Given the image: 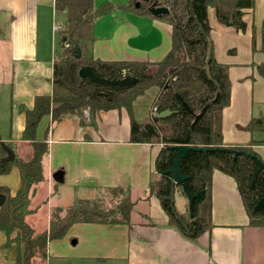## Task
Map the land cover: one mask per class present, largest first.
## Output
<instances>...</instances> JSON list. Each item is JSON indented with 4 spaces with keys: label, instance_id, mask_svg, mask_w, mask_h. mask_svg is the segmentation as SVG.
<instances>
[{
    "label": "crops",
    "instance_id": "1",
    "mask_svg": "<svg viewBox=\"0 0 264 264\" xmlns=\"http://www.w3.org/2000/svg\"><path fill=\"white\" fill-rule=\"evenodd\" d=\"M120 11L119 18L100 25L104 30L108 27L105 34L99 32L97 22L93 24L86 57L103 61L161 60L171 47L170 25L154 16ZM57 13L65 15L56 12L54 0H0V52L4 50L10 61L9 67L0 72L12 73V97L6 105L10 135L0 137V142L2 147L11 145L8 147L14 158H30L31 146L21 139L25 112L32 107L35 95L52 91L56 33L64 24H56ZM207 17L213 55L218 62L228 65L230 102L223 108L221 120L224 147H250L264 162V130L239 127L245 126L252 116H264L254 114L255 102L264 101V78L258 69L264 64V25H260L264 22V0H254L252 8L244 9V31L218 22L213 7H208ZM157 92V87H150L134 100L133 114L138 121L150 120L157 113L149 106ZM20 104L22 109L18 111L15 107ZM1 111L3 114V108ZM36 134L47 135L48 150L42 158L44 180L30 194L35 210L26 220L34 229L37 230L38 223L29 218L36 214L37 206L42 208V202L46 217L41 230L48 227L52 208L66 207L59 204L58 184L82 191L83 196L78 198L103 197L108 189L120 188L134 203L128 225H70L63 237L48 241V263L94 264L97 258H105L107 264H264V226L249 224L235 180L218 170L212 173L210 228L189 240L168 223L159 197L149 189L161 144L131 142L129 116L124 108L100 110L93 115L83 110L80 115L56 122L49 115L44 116ZM23 146L27 148L25 153L19 151ZM56 172L61 173L62 181L53 179ZM19 184L17 167L0 174V186L8 187L11 195ZM54 190L57 194L53 201ZM90 193L98 194L92 197ZM153 196L158 199L164 218L159 215L150 219L149 202ZM133 226L134 237L130 233ZM4 242L5 235L0 231V264H10L16 249L4 247Z\"/></svg>",
    "mask_w": 264,
    "mask_h": 264
},
{
    "label": "trees",
    "instance_id": "2",
    "mask_svg": "<svg viewBox=\"0 0 264 264\" xmlns=\"http://www.w3.org/2000/svg\"><path fill=\"white\" fill-rule=\"evenodd\" d=\"M56 12H65L63 27L57 33L59 40L54 50L52 64V91L50 94L34 96L33 105L25 112L21 139L31 146L27 160L15 157L4 161L5 155L0 142V174L8 173L12 167L19 171L20 184L14 195L6 186H0V231L5 235L4 247L14 246L16 255L10 264H50L47 243L63 237L75 222L129 224L134 203L129 194L120 188L107 192L120 195L115 205L105 206L98 198H78L66 207L56 206L50 212L48 227L34 229L26 220L35 210L30 204L33 187L44 180L42 158L47 153V135L38 137L37 126L44 116L52 122L80 115L87 110L90 115L100 110L124 108L129 116L131 142L161 144L154 159V177L149 189L157 195L168 223L175 226L189 240L198 238L211 226L212 173L218 170L231 176L237 185L250 225L264 226V208L255 210V204L264 189V170L260 169L251 182L257 162L248 155L226 152L221 120L222 110L230 102L228 65L218 62L213 55L208 7H213L218 22L244 31V9L252 8L254 0H193L190 17V0H129L128 4L104 2L93 8L92 0H54ZM139 1L140 6L135 7ZM168 8L167 13L153 15L152 5ZM117 9H132L139 15H150L167 22L171 27V47L159 61L120 60L103 61L85 55L92 39V28L97 17ZM88 43V44H87ZM81 53L78 55L77 49ZM253 49L254 46H253ZM264 51V37H262ZM207 62L206 74L205 64ZM90 66L105 79L134 77L133 83L125 86L104 84L80 77L78 70ZM264 78V64L258 66ZM150 87L158 92L151 103L157 113L169 109L171 114L164 118L138 121L133 114V102ZM240 128L248 131L264 130V116H252ZM188 136V144L211 149L188 151L180 160V170L189 177L184 180L186 191L201 194L193 199L192 213L187 206V215L174 214L166 196L170 188V173L164 172L172 164L176 150L170 146L177 139ZM8 146H11L8 144ZM259 155L250 147H233ZM260 158V157H259ZM186 195L182 184L176 183ZM187 197V195H186ZM94 264H107V259L97 258Z\"/></svg>",
    "mask_w": 264,
    "mask_h": 264
},
{
    "label": "rangeland",
    "instance_id": "3",
    "mask_svg": "<svg viewBox=\"0 0 264 264\" xmlns=\"http://www.w3.org/2000/svg\"><path fill=\"white\" fill-rule=\"evenodd\" d=\"M112 2V3H122V4H128L129 0H92V6L93 8L97 7L99 4L101 3H104V2ZM139 3V6H140V2L137 1ZM136 2V3H137ZM136 3L134 4L135 7H139L136 5ZM121 9H117L115 8L114 10L111 11V14H107L106 16H99L95 19L94 21V24L97 22V27L99 32H102L103 34L107 33L108 32V27H106V30L100 28V25L103 23L105 24L108 23L109 21H111L112 19H117L119 18L120 16V11ZM128 13H132V14H136V12L132 9H127L126 10ZM56 18V24L57 25H60L61 22L64 23V19H65V15L63 14H58L57 13V16L55 17ZM261 26L264 25V22H262L260 24ZM262 31H264V26L262 27ZM56 39L59 40V34L56 33ZM101 34V33H100ZM263 35V34H262ZM88 44V43H87ZM56 46H57V43H56ZM0 70L2 68H8L9 65H10V61L8 59V57L6 56L5 54V51L2 50L0 52ZM12 73L8 72V71H2L0 72V79L3 81V82H0V137L2 138H9V135H10V130H9V121H10V117H9V111H7L6 109V105L7 103L10 102V99L12 97L11 95V80H10V76H11ZM148 104V103H147ZM151 105V102L149 103V106ZM18 105H16V110L18 109ZM2 108H3V114H2ZM83 113V112H82ZM88 113V111H87ZM254 114L255 115H260V114H264V101H261L260 103L259 102H255L254 104ZM26 149L24 146L21 147L19 149V151L21 153H25L26 152ZM61 184H58L59 187H61V203H59L60 205H63V206H68L70 205L71 203H73L78 197H81L83 196L84 193H82V191L80 192L79 191H76V189H70V188H66L65 186H60ZM60 192V190L58 191ZM57 194V192L54 190L53 191V201H54V197L55 195ZM95 194H98V193H95ZM95 194H92L90 193V195L93 197V196H96ZM48 196L50 194H47ZM120 195H116L115 194H111L109 192H106L103 194V197H100V199H102L104 202V205L105 206H109V205H115L116 202L118 201ZM43 200V198H42ZM45 201V200H44ZM42 204V208L40 206H37V211H36V214L31 216V218H29V221H32V220H35L37 224V230H41L44 226V220H45V217H46V207L44 206V202L41 203ZM149 205H150V219L151 220H155L156 218L159 217V215H161V217L164 218V213L162 212L161 210V206H160V203L158 201V199L156 197H151V201L149 202ZM174 206H175V210H176V213H179V214H183V215H187V206H188V199L186 197L185 194H183L181 192V190L179 188H177L176 190H174ZM32 219V220H31ZM33 224V222H32ZM135 226H133L130 230V233H131V236L134 237L135 236ZM51 260H55L53 257L51 258ZM53 264V261H51ZM67 264H73V263H67Z\"/></svg>",
    "mask_w": 264,
    "mask_h": 264
},
{
    "label": "water",
    "instance_id": "4",
    "mask_svg": "<svg viewBox=\"0 0 264 264\" xmlns=\"http://www.w3.org/2000/svg\"><path fill=\"white\" fill-rule=\"evenodd\" d=\"M192 3L193 0H190L189 2V11H190V17H193L195 19V16L193 14L192 11ZM137 6H139V3H136ZM149 11L153 14V15H160L163 13H167L168 12V8L164 7V6H155L154 4L149 7ZM78 55H80L81 51L78 48ZM208 58H209V53L207 55L206 58V64H205V70H206V74L208 75V71H207V62H208ZM78 74L80 77H85L91 81L94 82H99V83H104V84H115V85H120V86H125L127 84L133 83L136 79L130 75H126L121 79H113V80H109V79H105L102 77H99L90 66H84L81 67L78 70ZM22 109V104L19 105L18 107V111H20ZM171 110L169 109H165L162 110L158 113L155 114V118H164L166 116H168L169 114H171ZM171 148L176 150V155L175 157L172 159V164L169 168H167L164 172H168L170 173V188H169V193L166 196V199L168 200V205L171 209V212L176 214V210H175V206H174V186L176 183H181L182 187L187 195V199H188V207H189V211L190 214L192 213V203H193V199L198 197L201 194V191H198L194 194H189L186 191L185 185L183 184L184 180L187 179L189 176L185 175L181 172L180 170V160L186 155V153L188 151H195V150H202L205 151L206 149H211L208 147H204V146H194V145H190L188 144V136L185 138H181V139H177L175 141V144L170 146ZM3 148L5 149L7 155L6 157L3 158V160H10L12 161L14 159V152L12 151V149H10L8 146L3 144ZM220 150L226 151V152H231L233 153L234 156L238 155V154H245L250 156L251 158H253L257 164L258 167L255 169L254 173H253V177L251 182H253L255 176L257 175V173L259 172L260 169L264 170V162L255 154H252L250 152H247L243 149H237V148H233V147H221L218 148ZM53 179L57 182L62 181V175L60 172H56L53 175ZM3 202V196H0V204ZM260 208H264V189H262V193L260 198L258 199V201L255 204L254 209H260Z\"/></svg>",
    "mask_w": 264,
    "mask_h": 264
}]
</instances>
